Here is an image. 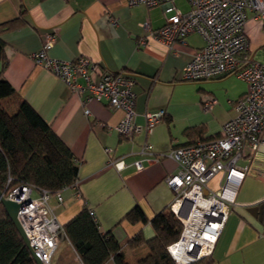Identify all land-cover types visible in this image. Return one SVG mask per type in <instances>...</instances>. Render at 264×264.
<instances>
[{"label":"crops","instance_id":"1","mask_svg":"<svg viewBox=\"0 0 264 264\" xmlns=\"http://www.w3.org/2000/svg\"><path fill=\"white\" fill-rule=\"evenodd\" d=\"M175 5L183 12L190 9L185 0H175ZM165 16L160 5H129L126 0H0L6 57L4 67L0 62V72L12 89L11 94L0 98V105L13 113L22 100L28 102L77 160V181L62 189L61 201L50 198L52 211L63 229L74 214L88 208L98 229L119 243L125 262L131 264L144 258L149 249L146 244L131 248L128 241L138 233L145 240L151 238L154 231L150 219L169 208L175 195L165 177L176 172L178 164L164 154L175 146L219 136L222 124L235 113L234 102L247 90L246 81L232 72L184 80L183 68L204 40L190 33L174 42L173 53L149 35V30L164 25ZM145 21L149 30L141 26ZM244 29L255 56L264 59V51L258 52L261 47L264 50V25L248 13ZM47 32L54 35L47 47L49 56L66 60L83 56L97 62L101 70L131 74L135 122L144 125V112L162 109L161 120L149 133L142 130L131 136L120 135L115 126L122 109L94 99L84 105L86 93L71 92L49 70L33 62L30 54L41 47ZM207 97L216 100L211 109L204 107ZM145 139L151 141L155 153L163 155L136 169L129 163L139 158ZM118 157L128 163L120 170L110 163ZM243 163L245 159L240 161ZM223 182V174H216L208 181V190L220 191ZM225 195L234 200L207 264H264V215L259 219L248 210L264 204V162L252 161L235 192L226 191ZM135 206L142 209L146 223L125 219ZM60 245L65 251L63 264H71V251L75 250L64 230L56 249ZM104 264L116 263L111 256Z\"/></svg>","mask_w":264,"mask_h":264},{"label":"built area","instance_id":"2","mask_svg":"<svg viewBox=\"0 0 264 264\" xmlns=\"http://www.w3.org/2000/svg\"><path fill=\"white\" fill-rule=\"evenodd\" d=\"M126 1L129 5L163 7L166 16L162 27L150 31L147 21L141 26L173 53L174 42L188 34L197 33L203 38L204 45L193 52L183 68L184 80H204L232 72L247 83L245 93L234 102V115L222 124L219 136L175 146L164 154L178 164L177 171L169 173L165 182L175 193L169 210L182 223L179 237L166 249L175 264H189L210 256L234 200L225 192H235L252 161L264 162V59L256 58L244 29L248 13L264 24V0H185L190 5L186 12L175 5V0ZM53 40L52 33L44 34L41 47L30 54L33 62L49 70L71 92L86 93L84 105L94 99L122 109L123 115L115 126L120 135L131 136L142 130L149 133L161 120L162 109L144 112V125L135 122L131 74L101 70L97 62L83 56L72 60L49 56L47 47ZM215 103L214 97H207L204 107L211 109ZM84 113L88 115L89 109L85 107ZM139 155L129 163L136 169L156 162L163 154L155 153L151 141L145 139ZM242 159L246 163L240 164ZM110 163L117 170L128 165L123 157ZM216 174L224 177L218 192L207 187ZM9 181L10 178L1 190L2 196L19 204L16 218L30 247L44 264H51L63 229L49 201L52 196L61 201L63 188L51 194L25 183L9 186ZM71 257L72 264H84L73 250Z\"/></svg>","mask_w":264,"mask_h":264},{"label":"trees","instance_id":"3","mask_svg":"<svg viewBox=\"0 0 264 264\" xmlns=\"http://www.w3.org/2000/svg\"><path fill=\"white\" fill-rule=\"evenodd\" d=\"M3 29L1 24L0 62L4 67ZM11 93L1 70L0 98ZM77 169V160L70 148L28 102L22 100L13 113L0 105V190H4L10 178L9 186L25 183L54 194L75 185ZM125 219L148 221L139 206L133 207ZM150 224L154 231L151 238L145 240L138 233L128 241L131 248L146 244L149 249L144 258L133 264H175L166 248L179 237L182 223L166 207L150 219ZM63 230L84 264H104L111 256L116 264H131L125 262L119 243L98 229L88 208L83 207L67 220ZM207 260L201 258L189 264H207ZM0 264H36L1 203Z\"/></svg>","mask_w":264,"mask_h":264},{"label":"water","instance_id":"4","mask_svg":"<svg viewBox=\"0 0 264 264\" xmlns=\"http://www.w3.org/2000/svg\"><path fill=\"white\" fill-rule=\"evenodd\" d=\"M204 192L206 193V190H204ZM1 190H0V203L2 204V206L4 207V209L6 210L9 218L11 219V221L13 222V224L15 225L16 230L18 231L20 237L22 238L23 242L25 243V245L27 246V248L29 249V252L32 256V258L34 259L36 264H44L40 258L35 254V252L33 251V249L30 247L28 239L23 231V229L21 228L17 218H16V214H17V209L19 204H17L16 202L9 200L7 198H4L1 194ZM248 210L254 215L257 216L259 219H262V215H264V204H259V205H253L250 206L248 208Z\"/></svg>","mask_w":264,"mask_h":264},{"label":"rangeland","instance_id":"5","mask_svg":"<svg viewBox=\"0 0 264 264\" xmlns=\"http://www.w3.org/2000/svg\"><path fill=\"white\" fill-rule=\"evenodd\" d=\"M264 25V24H262ZM262 48V47H261ZM259 49L258 52L260 51V53L264 50L262 49ZM257 58V57H256ZM57 217V215H56ZM57 220L59 221L60 223V220H59V217H57ZM66 261V258H65V251H64V245H60L56 251L54 252L52 258H51V264H63L64 262ZM74 261V260H73ZM73 263V262H72ZM71 263V264H72Z\"/></svg>","mask_w":264,"mask_h":264}]
</instances>
